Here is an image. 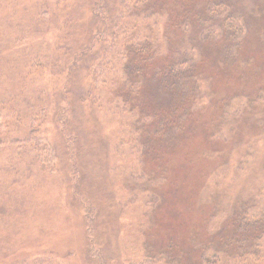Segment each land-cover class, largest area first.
Returning a JSON list of instances; mask_svg holds the SVG:
<instances>
[{
    "label": "rangeland",
    "instance_id": "obj_1",
    "mask_svg": "<svg viewBox=\"0 0 264 264\" xmlns=\"http://www.w3.org/2000/svg\"><path fill=\"white\" fill-rule=\"evenodd\" d=\"M30 1L0 0V105L8 113L15 109L22 120L31 115L22 102L41 104L54 97L50 77L41 78L38 84L33 82V76L28 74L30 67L26 65L24 49L27 47L28 53L40 49L45 54L48 44L52 42L53 45L55 36L47 38L44 34L41 38L22 40L21 43L17 41L23 39L24 35L19 33L22 26H18L15 16L21 14L30 19L33 6H39L37 3L30 4ZM40 1L50 12L56 13L55 20L59 25L72 26L77 15L90 11L85 0H66L68 5L62 6L59 12L52 0ZM154 1L161 6L157 11L161 14L149 20L145 19L144 14L139 16L135 27L141 31L142 43L147 40L145 47L133 52V48L128 50L124 47L128 40L121 42L123 47L118 46L120 52L117 58L107 51L97 69H94V76L97 88L108 80H115V85L110 84L112 86L107 88L109 97L123 93L125 70L132 71L136 59L126 54L125 58L122 49L143 62L148 57L147 62L156 66L153 68L170 63L181 68L180 73L186 72L190 88L183 95H187L188 107L184 105L183 97L180 102L186 108L183 112L184 122L178 128L169 126L172 130L166 132V137L153 135L151 144L149 129L143 140L150 144L148 153L154 165H157L152 167L149 162V168H158L155 178L161 179L163 175V179H167L161 189V203L156 197L149 198L146 173L129 178L125 169L106 166L90 177L82 167L84 157L88 155L94 159L101 146L104 151L109 147L104 142L96 143L94 137L84 140L83 134L80 139L84 140V145H80L81 151L77 157L79 175L76 176L71 174L63 159H58L47 170H29L24 166L30 157L26 159L22 155L12 159L8 151L1 150L0 264L93 263L86 255L89 245L87 233L91 223L96 224L93 232L97 231L101 236L100 241L106 243L101 248L96 242V252L105 260L110 255L109 247L122 262L124 248L139 250L146 247L147 251L164 253L168 251L170 242L174 241L184 250L196 249L198 256L203 249L210 248V254L215 251L217 254L218 250L226 247L221 255L223 264H256L255 261L264 264V257L256 248L258 242L252 250L246 249L245 253L253 256L248 258V262H242L228 249H238L240 243L246 247L252 246V240L259 230L261 233L257 238H262L264 244V219L252 215L254 219L247 226L249 220L245 218V225L250 230L240 233L235 222L242 212L234 206L237 200L241 206L249 201L247 193L251 191L255 193L252 200L256 202L250 200L249 203L255 204L254 211H264V0H216L228 2L230 7L222 17L215 13L211 17L206 13L204 6L208 0ZM229 13L238 16L235 19H238L240 32L232 31L229 22L226 23ZM154 20L158 21L157 25L152 24ZM29 26L31 30L34 24ZM63 27L64 31L68 29ZM152 35L159 39L151 41L149 36ZM96 47L94 49L97 50L99 46ZM220 47L225 48L226 58L218 56L221 55ZM76 60L75 57L73 61ZM6 65L11 69L7 70ZM27 75L30 85L26 88L23 79ZM150 78L151 75L144 76L143 86L133 98L135 102L132 107L136 103L142 117L147 115L160 122L161 114H157L156 109L172 104L177 91H169L163 83L153 82ZM89 80L87 72L80 73L77 86L82 87L81 93L88 91ZM199 86V93H203L201 97L197 95ZM22 89L25 90L18 95L10 94ZM105 89L102 88V97L106 95ZM193 97L195 109L192 111ZM72 101V118L82 119L86 103L75 97H72ZM224 106L227 107L224 109ZM100 119L104 125L110 124V120ZM169 121L174 122L175 119ZM24 127L28 128V125L24 123L23 130ZM50 128L53 136L44 138L35 147L39 156L44 158L54 156L55 146H58V153L62 152L59 144L61 138L52 126ZM239 136L243 139L240 145L236 141ZM13 149L16 150V146ZM103 161L109 164V158ZM164 162H168L167 165ZM224 166L234 170L247 166L248 169L244 171L241 168L242 175L238 176L230 174ZM17 167H20L19 171L14 169ZM224 184L228 191L226 194L217 189ZM153 192L157 195L158 188ZM210 194L212 203L208 202ZM129 199L132 201L127 202ZM150 201L153 202V212L149 207ZM88 202L96 207V216ZM105 206H110L112 210H104ZM113 208L122 211L121 221L128 226H116L115 230L110 231V224L117 217ZM229 233L237 237L238 245L231 244ZM148 244L153 248H149ZM38 256L51 259V263L32 262ZM26 261L32 263H23ZM192 261L189 257L181 256V264H199L196 257Z\"/></svg>",
    "mask_w": 264,
    "mask_h": 264
},
{
    "label": "trees",
    "instance_id": "obj_2",
    "mask_svg": "<svg viewBox=\"0 0 264 264\" xmlns=\"http://www.w3.org/2000/svg\"><path fill=\"white\" fill-rule=\"evenodd\" d=\"M88 1L89 3L85 0L86 7H89L90 11L77 15L75 23L72 26L68 24L59 25L55 20L56 13L50 12L46 8L45 3L40 0H31L29 2L32 5H35L36 3L39 4L37 8L36 6H33L30 19H27L21 14H17L15 16L17 20H20H16L18 26H22V30H20L19 33L24 35L23 39L17 40L18 43H21L22 40L25 42V40H32L36 37L41 38L44 34L47 38L55 36L53 38V45L52 42L48 44L47 53L45 54L40 49L34 50V53L26 52L27 47L24 49V56L25 59H27L26 65L30 67L28 74L33 76V82L36 84L39 83L38 81L41 78L50 77L53 83L52 93L54 94V97H51L46 103L43 102L41 104H36L34 101L33 103L22 102L31 112V115H28L25 120L19 118V114L15 109H11L8 113L5 111V108L0 105V151H8L7 153L12 159H18V157L22 155H24L26 159L27 157H30L26 160L24 166L25 169L29 170H47V168L50 165L55 164L58 159H63L66 167L70 169L71 174L76 176L79 175L77 157L81 151L80 145H84V140L86 138L89 139L94 137L96 143L98 141L100 143L104 142V144H109V147L104 151L101 146L99 148L100 152L98 153V156L94 159L88 155L87 157H84V164L82 167L85 168L86 173L90 177H93V175L98 173L101 168L106 166L113 169H125L124 171L129 173V178L146 173V177L148 179L147 187H149L147 193H149V198L151 199L152 197H156L158 203L160 204L163 199L161 189L167 179H163V175L160 176L161 179L155 178L154 175H158V173L155 172L158 168H149V162L152 167H156L157 165H154L148 150L150 144L153 143V135L156 137H161V135L166 137V132L172 130L169 126H173L174 129V127L176 128L184 122L183 112L186 108L181 105L182 103L180 102L183 97L184 105L187 106L186 103H188V98L187 95L185 96L183 94L185 93V90L188 91L190 88L189 83H187L188 77L186 76V72L180 73L181 68L176 67L175 65L166 63L160 68H153L156 66L147 62V59H149L148 57L145 62H143L137 56H134V54L122 49V51H124L123 53L125 58L126 55H132L133 59L134 57L136 59V61L133 62L132 71L129 69L128 71L125 70L124 80H122L123 93H119L114 97H109L107 88L112 85L114 86L115 80H112L111 82L108 80L101 86L103 89L106 88V95L102 97L103 90L101 87L97 88L94 76V69H97V66L102 62L101 58L105 56L104 54L107 51H110L109 53L111 54L113 53L112 55L117 58L120 52L118 46L120 48L123 47L121 42L126 43V40H128L129 43L124 44V47L128 50L133 48V50H131L133 52H138L136 51L137 49L145 47V41L147 40L142 43L143 39L141 38V31H137V28H135L137 27L136 23L139 16L143 14L145 19L148 20L155 17L156 14H161L157 12L161 6H158L154 0ZM211 1L212 0H208L204 6V8L206 7V13H208L211 17L214 13L215 15L222 17L225 10L230 8L229 5H227L228 2L224 3L216 0H214L216 2ZM52 4L58 12L61 10L62 6L68 5L66 0H52ZM226 17V23L229 22L231 25L230 29L235 32H240V29H238V19H235L238 16H233L229 13ZM31 24H34V26L30 30L29 25ZM152 24L157 25L158 21L154 20ZM63 26H66L68 29L64 31ZM149 39L151 41H157L159 37L149 36ZM96 45L99 46L97 50L94 49L97 48ZM91 48H93V51ZM219 50L221 51V55L218 54V56L226 58L225 48L220 47ZM141 52H144V50ZM75 57L77 60L73 61ZM180 62L181 61L179 60L178 65H180ZM7 64L9 65V62ZM8 65H6V68L7 70H10L11 68ZM197 66H199V64ZM77 68H79L78 71H76ZM82 72H87L90 77L87 85L88 91L83 93H81L82 87L77 86L80 73ZM149 75H151V81H159L160 83H163L164 87L169 91H177L173 97L172 104H167L168 106L162 105L163 107L156 109L157 114H161L160 117L162 118V121L160 120V122L156 121V118L154 120V117H150L145 114V116L142 117L141 114H139V109L136 103L135 107H132L135 102L133 98L138 95V92L143 86L142 80L144 76L148 77ZM198 79L199 78H197V84L199 85ZM23 83L26 85V88L30 85L28 75L26 79H23ZM46 86L49 89L48 85ZM112 88L115 91L117 90L115 87ZM197 88V95H199V97L203 96V93H199L200 86ZM24 90L25 89H22L20 92L17 91L10 94L18 95ZM99 93L101 94L98 95ZM72 97L86 103L84 112L81 116L82 119L75 120L72 118ZM194 98L195 97H193L192 111L195 109ZM157 107H159V105ZM226 107L227 106H224V109ZM179 108H182V110H179ZM51 115L52 118H50ZM100 118L110 120V124L104 125ZM170 119H175V121L171 122L169 121ZM86 121H88V124L84 125ZM155 122L158 123L157 126L154 127ZM24 123L28 125V128L24 127L23 130ZM50 126L54 128L57 135L61 138L59 144L62 152L58 153V146L56 147L54 145L53 140L52 143L55 146L54 156H52V158H44L39 156L35 147L40 141L44 140V138L53 136ZM220 126L218 130L221 129ZM149 129H151L148 137L150 144L143 141L145 134L149 132ZM13 130L14 133L12 135ZM83 134L85 138L81 141L80 139H82ZM171 134L172 133L169 135ZM236 141H238V145H240L241 142H243V139L239 136ZM13 146H16V150L13 149ZM1 156H3V154H0V157ZM106 158H109V164L104 163L103 160ZM164 163L167 165L168 162ZM241 168L244 171L248 169L247 166H240L239 168H235V170L224 166V169L229 170L230 174L238 176L242 175L240 171ZM14 169L19 171L20 167ZM238 172L240 174H238ZM74 183H72V187L74 186ZM101 185L102 182H100L99 186ZM225 186L226 184L217 187L220 193H228L227 187ZM157 188L159 193L154 195L153 190H156ZM205 189L209 190L208 188ZM75 197L79 199L77 193H75ZM254 197V192L249 191L247 193L249 201L254 199ZM131 201L132 200L129 199L127 202ZM249 201L241 206L237 200L234 205L242 212L240 217L237 218L238 220L235 222L237 231L240 233H245L250 230V227L247 226H250L252 219H254L252 215L258 216L261 220L264 219V211H254L255 204H250ZM252 201L256 202V200ZM208 202H213L211 194ZM152 204L153 202L150 201L149 207L152 208L151 212L154 211ZM88 205H90L93 209V214L96 216V207L90 202H88ZM244 206L246 208L242 209ZM104 210L111 211L112 209L110 206H105ZM113 210L115 211L117 217L113 218V223L110 224V231L115 230L116 226L119 228L122 225L128 226L127 223H123L121 221L122 211L114 208ZM231 214L232 213L230 212V215ZM245 218L249 220L247 224L244 222ZM223 221L225 220H222V222ZM95 225L96 224L91 223L89 232L87 233L89 237V245L86 255H88V257H90L93 261V263L90 262V264H181V256L189 257L190 262H193L192 259L196 257L199 264H223L221 255L225 253L226 247L222 249V251L218 250L217 254H215L216 251L213 254H210V248L205 251L203 249L202 254L198 256L196 249L186 248L184 250L174 241L170 242L168 251L164 253H153L147 251L146 247L139 250L136 248H124L125 254L122 256L125 257L122 259V262H120L116 254L112 252L113 250L111 247H109L110 255L108 256V259L105 260L100 253L98 254L96 252L98 249L96 242L100 244L101 248H104L106 243L100 241L101 236L97 231L95 233L93 232ZM260 233L261 230H259L255 235L256 237L252 240V246L250 247H246L243 243H240V247H238V249H231L228 248V246L227 248L232 250L239 260L242 262H248V258L253 256H250L249 253H245V251L247 248L252 250L253 245L258 242L256 248L258 249V253L262 255L263 258L264 244L262 242V238H257ZM228 236H230V241L232 242L231 244L235 243V246L239 244L237 237L232 236L231 233H229ZM243 238L244 237H242V239ZM191 240L193 239L191 238ZM114 246L115 244H113L112 248H114ZM148 246L149 248H153L150 244H148ZM127 251H130V253L128 254ZM35 261L51 263V259L45 260L39 256L32 262ZM32 262L26 261L23 263ZM255 262L258 264V261Z\"/></svg>",
    "mask_w": 264,
    "mask_h": 264
}]
</instances>
